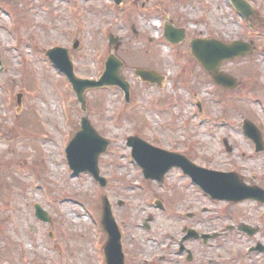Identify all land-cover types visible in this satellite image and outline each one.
<instances>
[{
    "label": "rangeland",
    "instance_id": "rangeland-1",
    "mask_svg": "<svg viewBox=\"0 0 264 264\" xmlns=\"http://www.w3.org/2000/svg\"><path fill=\"white\" fill-rule=\"evenodd\" d=\"M248 1L255 8L251 22L227 0H123L120 6L113 0H0V264H106L104 197L120 228L125 264H184L190 254V264H264V252H250L264 248V205L213 201L180 169L163 184L146 181L127 146L130 137L156 142L264 189V151L257 155L242 129L251 120L264 139V0ZM167 23L187 29L181 49L163 40ZM196 38L254 42L252 57L221 68L237 80L235 89L216 87L191 57L188 42ZM56 47L69 50L84 80H99L109 57L117 58L131 85L129 102L118 87L90 89L83 112L45 55ZM136 69L166 77L163 87L142 82ZM198 103L204 115L194 117ZM84 116L110 142L99 158L105 188L90 174L73 177L67 161ZM36 205L52 224L35 216ZM185 229L218 236L207 244L188 241L182 253Z\"/></svg>",
    "mask_w": 264,
    "mask_h": 264
},
{
    "label": "water",
    "instance_id": "water-1",
    "mask_svg": "<svg viewBox=\"0 0 264 264\" xmlns=\"http://www.w3.org/2000/svg\"><path fill=\"white\" fill-rule=\"evenodd\" d=\"M237 11L249 18L254 14V9L245 0H230ZM117 4L121 0H116ZM166 37L173 43H179L184 39V30H176L172 26L166 29ZM112 38L111 43H116ZM78 43L75 44V48ZM192 53L194 57L209 72L217 85L225 88L235 89L237 81L234 77L221 72L220 68L225 61H233L253 53V45L242 41L234 42L230 45L217 40H195L192 43ZM47 56L53 63L68 77L77 95L78 101L82 105V110H86L85 93L89 89L118 86L126 94L127 101L130 98V85L121 76L123 64L115 57H110L106 64V71L99 81L83 80L78 78L74 72V65L71 61L68 50L63 48L51 49ZM2 63L0 61V73ZM136 74L145 82L160 83L161 77L155 72L137 69ZM244 129L252 137L257 145V151L264 148L261 133L250 122H246ZM110 142L99 135L87 117L82 119V130L71 141L67 155L74 175L90 173L100 183L106 187L108 182L101 177L99 169V158L107 151ZM128 145L133 148V157L142 167L144 176L148 180L163 182L165 175L174 167H181L200 188L208 193L213 199L240 202L246 199H258L264 202V192L258 188H250L244 185L234 174H224L202 169L182 156L170 154L149 145L145 141L130 137ZM232 149L228 147V151ZM36 215L42 221H50V218L42 208L36 207ZM102 226L108 235V242L105 246V256L107 264H125L122 252L121 233L113 215L112 206L107 197L103 202ZM251 235L254 231L245 229Z\"/></svg>",
    "mask_w": 264,
    "mask_h": 264
},
{
    "label": "flooded vegetation",
    "instance_id": "flooded-vegetation-1",
    "mask_svg": "<svg viewBox=\"0 0 264 264\" xmlns=\"http://www.w3.org/2000/svg\"><path fill=\"white\" fill-rule=\"evenodd\" d=\"M182 46H183V45H181V48H182ZM187 47H188L189 49H191V48H190V41L188 42V46H187ZM181 48H180V49H181ZM165 78H166V77H165ZM152 144H154L155 146L161 147V146H160L158 143H156V142H152Z\"/></svg>",
    "mask_w": 264,
    "mask_h": 264
}]
</instances>
